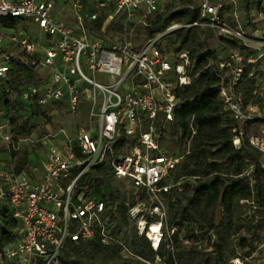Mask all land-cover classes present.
Returning <instances> with one entry per match:
<instances>
[{
	"label": "built area",
	"instance_id": "1",
	"mask_svg": "<svg viewBox=\"0 0 264 264\" xmlns=\"http://www.w3.org/2000/svg\"><path fill=\"white\" fill-rule=\"evenodd\" d=\"M173 1L181 0H103L101 9L109 10L101 27L102 10L88 16L97 29L106 31L122 17L118 41L105 42L90 34L81 13L73 22L59 17L54 0H0V81L9 79L13 57L23 51L35 73L47 74L22 86L15 94L20 102L28 108L55 105L78 116L72 132L63 128L46 137L45 154L28 160L24 169L0 164V208L7 205L18 221L15 241L0 247V264H60L69 242L96 236L104 244H120L125 257L135 256L113 232L117 204L108 205L106 190L93 188L94 174L103 168L107 178L125 183L127 216L158 250L165 238L167 195L182 189L181 181L170 179L182 157L165 151L160 140L181 105L178 90L194 79L188 49L162 48L166 35L180 28L199 26L217 40L240 41L220 56L215 87L234 121V145L247 137L264 158V35L259 29L248 34L250 20L239 12L246 0H200L199 20L175 22L140 39L138 28ZM83 5L74 4L77 11ZM253 5L252 15L264 22V0ZM247 66L256 81L248 101L242 83ZM10 118L0 122V137L18 150Z\"/></svg>",
	"mask_w": 264,
	"mask_h": 264
},
{
	"label": "trees",
	"instance_id": "2",
	"mask_svg": "<svg viewBox=\"0 0 264 264\" xmlns=\"http://www.w3.org/2000/svg\"><path fill=\"white\" fill-rule=\"evenodd\" d=\"M196 6V0L168 3L165 10L148 19L146 35L153 37L175 22L199 20ZM108 10H102L98 27ZM18 22L12 19V23ZM219 41L226 48L240 45L239 40ZM165 42L162 48L167 50L188 49L194 63V79L178 90L181 105L160 140L162 145L164 138L173 139L175 151H166L182 157L170 173L172 181L182 182V189L173 188L167 195L165 238L154 250L147 237L139 234L127 216V196L113 179L107 178L108 168H103L94 174L93 188L96 192L105 189L107 204H117L111 220L113 232L122 237L135 256L125 257L120 244H104L96 236L88 241L69 242L60 254V264H154L157 257L166 258V264H232L237 258L243 264H264V158L247 137L240 147L233 143L234 121L224 110L215 87L221 79L220 55L209 48L205 31L199 26L180 28L166 35ZM251 67L247 66L242 80L247 101L253 96L256 83L248 77ZM34 73L25 53L17 51L9 79L1 82L0 103L9 109L14 103L9 93L20 92ZM26 109L29 108L20 102L11 116L12 133H32L30 118L22 113ZM17 153L13 149V155ZM25 163L21 160L16 169H24ZM17 225L10 208L1 206L0 247L15 241Z\"/></svg>",
	"mask_w": 264,
	"mask_h": 264
},
{
	"label": "rangeland",
	"instance_id": "3",
	"mask_svg": "<svg viewBox=\"0 0 264 264\" xmlns=\"http://www.w3.org/2000/svg\"><path fill=\"white\" fill-rule=\"evenodd\" d=\"M77 0H55L57 5V14L63 20L67 22H73L76 19L78 13H81L87 23L88 30L91 35L94 37L105 41V42H116L118 41L119 29L121 18L118 17L115 23L108 24L106 31L99 30L96 28L95 23H91L88 19V16L92 12L101 13L100 4L103 0H80L82 1L83 8L79 11L75 8L74 4ZM200 0H196L198 4ZM239 7V12L241 18L250 20V24L247 26L246 30L250 36L259 28L260 20L256 16L252 15V8L254 5L250 0L243 1ZM164 6V4L162 5ZM153 17V16H152ZM260 32H263L264 35V25L259 28ZM138 37L140 39L145 38V30L143 27L138 28ZM205 38L208 42L209 48L213 49L218 55H226L227 48L219 40H217L212 30H205ZM264 67V63L262 64ZM47 74L44 70L38 71L35 73L33 79H37L39 76H44ZM2 81H0V91L2 89ZM9 97L14 100L12 106L8 109L3 104L0 103V122L6 123L8 117L13 116L15 111L20 107V100L15 95L9 93ZM25 117L30 118L31 125L34 126L32 133L29 136H25L17 131H14V137L16 136L17 140L15 141L16 146L18 145V153L13 155L12 146H8L2 137H0V164L12 163L14 166L18 165L21 160H37L40 156L42 157L46 152V137L51 134L58 132L60 129L65 128L68 132H72L74 125L77 123V115H70L66 113L62 108L55 105H50L46 108H36L32 107L26 110H22ZM173 139L170 137L164 138L162 140L163 149L168 152L175 151L173 147ZM2 182L0 181V184ZM114 185L119 186L124 194L129 195L126 191V185L122 181H114ZM166 258L157 257L154 264H166Z\"/></svg>",
	"mask_w": 264,
	"mask_h": 264
},
{
	"label": "crops",
	"instance_id": "4",
	"mask_svg": "<svg viewBox=\"0 0 264 264\" xmlns=\"http://www.w3.org/2000/svg\"><path fill=\"white\" fill-rule=\"evenodd\" d=\"M251 2H252V4H253V2H254V0H250ZM259 25V28H261L263 25H264V22H262V21H260V23L258 24ZM258 28V29H259ZM260 30V29H259Z\"/></svg>",
	"mask_w": 264,
	"mask_h": 264
}]
</instances>
